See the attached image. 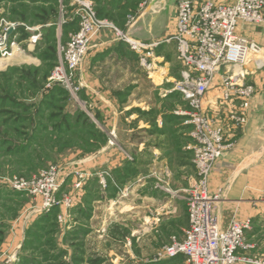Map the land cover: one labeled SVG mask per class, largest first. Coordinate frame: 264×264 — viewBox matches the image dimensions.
Instances as JSON below:
<instances>
[{
    "label": "rangeland",
    "instance_id": "rangeland-1",
    "mask_svg": "<svg viewBox=\"0 0 264 264\" xmlns=\"http://www.w3.org/2000/svg\"><path fill=\"white\" fill-rule=\"evenodd\" d=\"M151 1L109 0L113 3L111 9L98 1L99 17L112 22L114 27L102 29L92 39L84 62L75 69L71 86L67 87L52 82L51 77L60 61L61 46L80 27L77 15L80 5L66 0L62 13L55 0H0V19L19 28V45L14 53L7 59L0 58V264H184L183 256L169 258L163 252L171 237L182 239L183 229L190 224L189 197L200 175L192 150L183 149L189 138L178 139L168 131V147L159 156L153 153L158 142L156 136L150 140L155 148L145 150L140 146L144 137L140 131L128 133V125L139 124L134 121L120 123L119 138L111 137L105 122L108 114L105 98L90 87L86 71L92 45L99 38L116 37L120 41H116L119 48L115 52L120 54L121 61L109 66L139 68L141 65L149 69L151 73L148 71L142 81L148 94L153 97L155 82L165 79L160 88L164 92V83L173 84L167 88H172L170 94L176 98L158 103L157 108L174 110L178 105L189 108L187 100L174 90L183 70L174 51L170 49L169 54L175 62L156 63L155 54L148 58L151 63L148 67L147 63L142 65L139 54L129 51L130 44L125 41L132 37L129 34L132 25L146 8L141 5L147 6L145 3ZM177 2L159 3L164 11L159 22L176 16ZM62 16L64 21L67 16L76 17L78 23L64 29L60 23ZM55 22V27L50 26ZM37 29L40 37L33 45L28 40ZM248 29L264 46V25H252ZM161 67L167 71L165 76L163 71L156 72ZM248 68V80L256 85L255 97L247 123L226 139L228 146L224 153L235 146L246 129L252 106L260 115L264 110V65ZM170 73L178 78L170 77ZM138 92L135 90L134 97ZM117 95L120 100L126 99ZM129 112L146 116L140 107ZM221 112L219 109L216 115ZM192 128L190 125L189 135ZM152 130L157 133L155 127ZM191 141L193 145L192 138ZM118 162L125 165L123 170L114 168ZM214 164L208 177L212 193L210 174ZM52 167L56 168L60 187L53 202L47 203L46 196L38 189L37 183L41 181L38 175ZM173 175L187 178L180 183L170 182ZM16 181L27 182V188L17 189ZM180 187L182 199L174 203L178 204L181 215L171 218L166 214L158 220L157 213L171 209L166 205L164 209L161 207L167 200L165 196H171ZM152 195L162 199L151 200ZM247 257L250 261L240 264H264L260 252H250Z\"/></svg>",
    "mask_w": 264,
    "mask_h": 264
},
{
    "label": "built area",
    "instance_id": "built-area-1",
    "mask_svg": "<svg viewBox=\"0 0 264 264\" xmlns=\"http://www.w3.org/2000/svg\"><path fill=\"white\" fill-rule=\"evenodd\" d=\"M65 1L59 0L62 13ZM74 1L80 5L77 12L80 27L61 46L60 61L51 77L52 82L67 87L71 86L75 69L84 62L92 39L102 29L114 27L112 22L99 17L93 0ZM176 6V28L171 36L151 42L125 38L131 49L140 55L142 65L147 63L148 67L151 66L148 58L155 56L162 43H175L177 59L183 68L174 90H178L189 105L182 113L187 115L186 123L193 127V160L200 180L189 197V227L182 239L171 237L163 256H183L184 264H240L250 261L247 255L255 248L246 235L253 221L234 219L227 228H222L214 206L219 194L209 190L208 177L212 165L228 146L226 139L240 131L249 118L256 85L248 80V66L264 65V46L248 35L247 29L252 25H264V0L221 3L178 0ZM66 21L63 17L60 23ZM17 29L15 23L0 19V58L12 56L19 45ZM39 37L38 29L28 41L34 45ZM216 78L220 94L215 100H207ZM212 105L222 108L221 115L214 113ZM47 171L39 173L41 181L37 184L47 203H52L60 183L56 168ZM27 185V182L16 181L15 186L23 190Z\"/></svg>",
    "mask_w": 264,
    "mask_h": 264
},
{
    "label": "crops",
    "instance_id": "crops-1",
    "mask_svg": "<svg viewBox=\"0 0 264 264\" xmlns=\"http://www.w3.org/2000/svg\"><path fill=\"white\" fill-rule=\"evenodd\" d=\"M99 0L95 2L96 8ZM152 0L150 3H145L147 6L142 13V15L134 22L133 29L129 33L133 38L139 39L141 41H160V39H165L171 36L175 32L176 28V16L167 17L163 22H159L164 11L160 7L159 3L164 2V0H158L153 4ZM199 3L204 0H194ZM216 2H233L235 0H214ZM104 7L111 9L113 6L112 2L109 0H101ZM159 5V6H158ZM159 7V8H158ZM38 29L35 31L37 33ZM133 31V34H132ZM248 35L251 37L249 29H247ZM99 38V36H98ZM96 38V39H98ZM95 39V38H94ZM93 39V41H94ZM92 45V50L88 54V69L87 77L90 83V87L95 90L98 96L105 98V106L108 107V114L106 118V124L108 127V132L111 137H115L116 140L119 138V133L117 131L119 124L123 121H133L135 125H128V133L134 132V130H139L142 137L140 143L141 148H155L153 153L156 155H161L166 151L168 131L171 130L178 139L179 137H188L189 143L184 147L185 150H192V136L189 135L190 125L186 123L187 115L183 114L182 111L187 109L180 108L179 105L176 109L165 110L157 108L158 103L162 104L166 100H174L175 95L170 94L172 92V87L169 82L164 83L166 89L164 92L160 88L165 79L161 82H155V95L153 97L146 91L145 84L142 81L146 79V73L150 70L145 69L143 66L139 65L136 67H115L109 66V64L117 63L121 61L119 53L115 51L118 50L116 41H120L118 38L102 39ZM96 41V40H95ZM94 43V42H93ZM116 43V44H115ZM172 49L177 57L176 45L175 43H162L155 51L156 53V63L159 61L167 60V64H171L169 51ZM131 53L137 55V53L131 49ZM174 58V57H173ZM118 60V62H116ZM170 68V67H169ZM164 67L156 70V72H164V76L167 71ZM175 73V72H174ZM170 77L178 78V75L170 73ZM181 72L179 73V76ZM219 79L216 78V84L210 88L207 94V100H215L219 96L221 88L218 85ZM135 90H139L138 96L134 97ZM162 90V91H161ZM160 92V93H159ZM126 96L125 100H120L119 95ZM97 96V100H98ZM155 101V102H154ZM157 101V102H156ZM254 104V103H253ZM98 104H96L97 106ZM140 107L146 116L135 115V113H130L131 108ZM121 108V109H120ZM214 113L222 109L220 106L212 105ZM253 106L250 114L249 123L246 129L242 131L239 138L235 142V146L228 150L224 155L214 164L213 170L211 172V184L210 189L214 193L219 194L218 200L215 202L214 206L216 209V214L219 218L222 228H227L229 224L234 220H243L250 218L253 221L252 228L246 232L248 241L255 244V248L251 250V253H257L264 255V110L260 115V112L255 110ZM154 114L152 115L151 113ZM261 119L263 122H261ZM182 121V122H181ZM180 122V123H179ZM156 128L157 133L152 129ZM169 129V130H168ZM120 132V131H119ZM117 134V135H116ZM156 134V135H155ZM117 136V137H116ZM156 136L158 142L156 146H151L150 140L152 137ZM191 137V138H190ZM193 152V150H192ZM162 161L163 158H161ZM119 163V162H118ZM114 165L116 170L125 167L122 163ZM122 167V168H121ZM186 167V166H185ZM183 169V168H181ZM187 177L180 175L177 178L176 175L170 177V182L172 180L175 183H180L182 180H186ZM182 187L178 188L174 194L171 196H165L167 199L161 207L164 209L165 205L171 207L168 211L159 212V217L169 214L171 218H177L181 215L180 208L175 201H180L182 196ZM177 196V200L176 196ZM180 194V195H178ZM174 198V199H173ZM152 200H161L162 197L152 195L150 197ZM163 201V200H162ZM154 218V217H153ZM153 223V222H152ZM183 229V227L179 228ZM185 230L183 229V232Z\"/></svg>",
    "mask_w": 264,
    "mask_h": 264
},
{
    "label": "trees",
    "instance_id": "trees-1",
    "mask_svg": "<svg viewBox=\"0 0 264 264\" xmlns=\"http://www.w3.org/2000/svg\"><path fill=\"white\" fill-rule=\"evenodd\" d=\"M25 1H27V0H25ZM41 1H43V2H50V0H41ZM56 1V3H57V5H59V0H55ZM94 1V3H95V1H97V0H93ZM95 8H96V4H95ZM97 9V8H96ZM97 12H98V15L99 16H101L100 15V12L98 11V9H97ZM72 18V17H71ZM66 22L65 23H62V25H63V27H64V29L66 28H69V27H71V26H73V25H75V24H77L78 23V18L76 19V17H74L72 20L70 19V16H67V18H66ZM57 25V23L55 22L54 24H52V25H50V26H53V27H55ZM78 28H79V26H78ZM17 32H19V28L17 29ZM181 94V93H180ZM182 96V95H181ZM183 97V96H182Z\"/></svg>",
    "mask_w": 264,
    "mask_h": 264
},
{
    "label": "water",
    "instance_id": "water-1",
    "mask_svg": "<svg viewBox=\"0 0 264 264\" xmlns=\"http://www.w3.org/2000/svg\"><path fill=\"white\" fill-rule=\"evenodd\" d=\"M157 1H158V0H154V1H153V4H154L155 2H157Z\"/></svg>",
    "mask_w": 264,
    "mask_h": 264
}]
</instances>
